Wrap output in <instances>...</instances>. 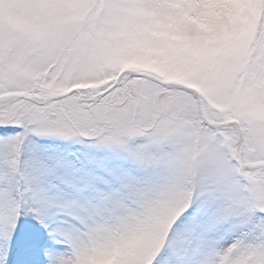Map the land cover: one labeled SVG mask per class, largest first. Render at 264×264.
Here are the masks:
<instances>
[{
	"label": "snow or ice",
	"instance_id": "snow-or-ice-1",
	"mask_svg": "<svg viewBox=\"0 0 264 264\" xmlns=\"http://www.w3.org/2000/svg\"><path fill=\"white\" fill-rule=\"evenodd\" d=\"M0 264H264V0H0Z\"/></svg>",
	"mask_w": 264,
	"mask_h": 264
}]
</instances>
